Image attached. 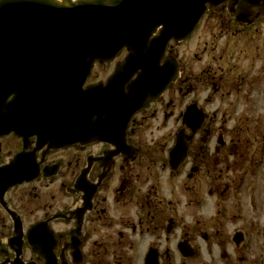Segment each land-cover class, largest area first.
Masks as SVG:
<instances>
[{"label": "water", "instance_id": "water-1", "mask_svg": "<svg viewBox=\"0 0 264 264\" xmlns=\"http://www.w3.org/2000/svg\"><path fill=\"white\" fill-rule=\"evenodd\" d=\"M226 2L240 26L252 24L259 15L256 10L264 5V0H0V136L13 133L23 141V150L0 166V205L13 221L8 242L16 255L1 264H34L22 260V224L7 209L4 195L40 176L35 151L47 147L44 158L49 149L102 143L114 148L113 157L121 153L133 161L137 150L126 140L131 117L150 109L179 77L174 59L161 63L167 44L190 35L208 5ZM158 29V36L152 37ZM121 49L128 55L105 85L82 90L84 78L78 86L52 84L70 81L73 67L83 60L86 65L111 60ZM30 56L46 60L35 64L22 60ZM195 114L194 108L184 114L193 134L204 119L201 114L196 120ZM32 135L37 137L34 151L28 150ZM185 140L184 130L176 134L169 153L173 170L184 161ZM47 169L45 178L54 174ZM86 173L75 183L77 191L87 190L80 189ZM93 195L84 198L80 216L89 209ZM40 227L29 230L27 241L45 264H55L51 251L36 248L37 242L45 241L39 238Z\"/></svg>", "mask_w": 264, "mask_h": 264}, {"label": "flooded vegetation", "instance_id": "flooded-vegetation-1", "mask_svg": "<svg viewBox=\"0 0 264 264\" xmlns=\"http://www.w3.org/2000/svg\"><path fill=\"white\" fill-rule=\"evenodd\" d=\"M171 50V48L167 49L165 57L168 58L172 55ZM124 56L125 52L114 63L96 64L83 87L99 81H106L115 64L122 61ZM22 60L27 63H42L46 59L30 56ZM58 60L55 59V61ZM99 67H108L111 71L104 78L93 80L95 71ZM241 83L239 81L238 90L242 86ZM220 90L227 91L222 86L212 85V93ZM252 90L255 89L246 90L247 94L248 92L252 93ZM190 92L192 91L189 90L186 95H191ZM222 95L228 97L229 92L227 91ZM262 95H264V89H259V98ZM159 102H163V98L156 102L154 108ZM194 102L195 105H193ZM239 107V105H235L236 110ZM251 107L249 114L255 107H259L258 102L253 100ZM189 108L196 109V114L192 116L196 120L200 119L201 114L204 116L198 131L194 134L184 123V114ZM233 114L235 113L233 112ZM148 115L151 116L152 113L137 115L132 121L131 127H135V119L141 117L143 120H148ZM262 115H246L243 121L238 120L241 116L235 115V119H230L234 125L227 126L229 119L224 120V124H215L216 120L212 121L206 110L196 101L185 106L180 117L181 124L184 123L186 126L185 135L187 138L185 142L188 145L187 153L180 167L185 170L182 188L185 213L182 217L180 240L174 250H160L159 247L153 245L136 261L124 257L122 253L124 236L120 228L124 226L125 220L120 217L117 222L109 217L108 208L110 206L106 195H109L110 191L113 192L115 203H121L133 183L126 175L131 173L134 165H137V162L142 158L141 156L147 152L139 151L132 163L127 164L123 154L114 158L111 149L107 146H88L86 148L76 146L64 151L51 152L48 155L46 164L49 166L59 165L60 169L56 178L66 177L64 180L66 182H61L59 188L71 199V203L55 211H49L53 210V207L42 206L44 208L43 216L27 225H25V219L19 211L24 230L27 233L33 225H41L39 238L45 239V241L37 242L36 248L42 252L51 251L55 264H264V118L260 117ZM257 117L259 120H256ZM242 122H246V125L250 123L253 126H241L245 130L246 127L248 128L244 131V137L241 136L243 131L232 130L235 125ZM140 126L139 124L138 128ZM131 127L128 141L135 145L132 138H135L136 130L134 131V128ZM233 131V136L227 135V132L232 134ZM16 144V149L10 150L8 153H15L22 149L19 140L16 141ZM33 149L32 147L30 151ZM1 151L2 145L0 144ZM37 155L39 159L40 154ZM147 159L151 158L147 156ZM152 164L154 163H149L148 168H151L150 165ZM86 171L87 180H83L84 185L80 189L87 187V190L85 192L81 190L83 195H79L77 192H74L75 195L73 196L68 195L66 189L72 188ZM178 171L179 169L170 172L177 173ZM116 175L121 176L117 186L110 190V183L116 179ZM42 181L47 180L39 179L26 184L24 187ZM46 187H48L47 184ZM93 192L94 196L89 201V209L82 217L78 213L85 208L82 204L85 202L84 198L86 199ZM26 195H31L35 202L38 201V194L31 192L28 188L27 190L24 189L23 196L19 198ZM78 205L81 207L75 211V207ZM139 207L138 223L134 224L127 221L128 225L132 226L130 229L132 235H135L136 227H142L145 222L150 224L147 225V231L152 228L156 232L158 229L155 219L158 218L160 222L164 220L160 216L164 209L149 203L147 205L141 204ZM0 210L6 215L10 225L7 227L3 225L2 230H0V251H6L7 246L4 239L10 235L12 222L8 214L1 208ZM156 221L158 222V220ZM98 226L101 227L100 231H104V236L99 241L91 242L92 244H89L87 251L90 237L97 233ZM175 229L173 217H169L166 221L165 235L170 236ZM115 230L117 231L115 232ZM115 234L117 237L114 240ZM46 246L49 248L46 249ZM31 250L32 246L25 241L23 256L29 254L26 260L36 264H44V260L32 255ZM172 253H175L177 258L173 257ZM109 257H111L110 261ZM8 258L13 259L14 255L9 252ZM8 258L1 254L0 262H4Z\"/></svg>", "mask_w": 264, "mask_h": 264}, {"label": "rangeland", "instance_id": "rangeland-1", "mask_svg": "<svg viewBox=\"0 0 264 264\" xmlns=\"http://www.w3.org/2000/svg\"><path fill=\"white\" fill-rule=\"evenodd\" d=\"M170 45L172 56H175L180 64L181 76L168 88L163 96V102H159L151 116L148 115V120L138 117L135 119V127H131L136 130L135 138H132L135 145L142 153L147 152L141 156L137 165H134L131 173H126L128 174L126 177L133 182L132 187L119 204L115 203L113 192L110 191L109 195H106L110 206L109 217L116 221L120 217L125 220L124 226L120 228L124 236L122 253L124 257L132 258L134 261L141 258L153 245L160 250H174L180 240L182 217L185 213L182 198L185 170L180 168L177 173H171L167 167V152L173 146L174 134L181 129L180 116L185 106L196 101L206 110L212 121L216 120L215 124H224V120L235 119V115L241 116L239 121H243L246 115L251 116V114L252 116L263 114L260 117L264 118V95L260 98L258 96V90L264 89V16L260 17L252 27L241 29L234 24L226 9L210 10L203 16L200 26L189 40L178 45L174 43ZM109 71L111 70L108 67L97 68L93 80L104 78ZM239 81L242 82V86L238 90ZM213 84L222 86L229 92V96L222 95L227 93L222 90L212 93ZM251 88L255 90L247 94L246 90ZM189 90L192 91L191 95H186ZM253 100L258 102L259 107H255L249 114ZM235 105L240 107L236 110ZM256 120H259V117ZM139 124L140 128H138ZM226 125L234 124L232 125L230 120ZM242 125L253 126L242 122L233 127L232 130L243 131L241 136L244 137V131L248 128L246 127L245 130ZM229 133L227 132L228 136L234 135V131L232 134ZM0 144L2 145L1 164L6 159L8 151L16 149L17 144L12 137L2 139ZM147 156L151 159H147ZM149 163H154L150 165L151 168H148ZM120 176L116 175V179L110 183V190L117 186ZM64 180L66 177L56 178L53 184L37 182L19 191L10 192L7 198L10 205L20 211L27 225L43 216L42 206L53 207V210L49 211H55L71 203V199L59 188ZM27 188L38 194L37 202L31 195L19 198ZM148 203L164 209L160 214L161 219L164 220L160 222L158 218L155 219L159 231L155 232L152 228L147 231V225L150 224L145 222L142 227H136V233L132 235L130 230L132 226H129L127 221L137 224L139 206ZM169 217H173L176 229L170 236H166L165 226ZM0 223V230L3 225L10 226L1 210ZM100 228L98 226L97 233L90 237L87 251L91 242L99 241L104 236V231H100ZM116 237L115 234L113 239L115 240ZM172 254L177 258L175 253ZM28 257L29 254L25 255V259Z\"/></svg>", "mask_w": 264, "mask_h": 264}]
</instances>
